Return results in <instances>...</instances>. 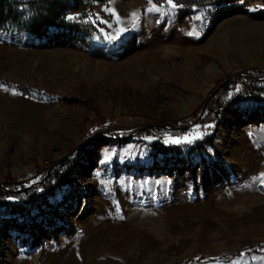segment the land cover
I'll return each mask as SVG.
<instances>
[{
    "label": "rangeland",
    "instance_id": "374dc122",
    "mask_svg": "<svg viewBox=\"0 0 264 264\" xmlns=\"http://www.w3.org/2000/svg\"><path fill=\"white\" fill-rule=\"evenodd\" d=\"M72 8L96 27L84 42L63 27L39 38L0 24V77L52 92L0 85V181L12 174L34 184L88 137H105L55 192L73 196L62 221L47 228L36 219L25 231L0 210V264H264V251L252 250L264 247V110L243 98L223 110L224 125L138 133L195 111L226 73L264 68V0L182 11L72 0ZM209 133L216 148L190 155L184 145L183 161L149 144Z\"/></svg>",
    "mask_w": 264,
    "mask_h": 264
},
{
    "label": "trees",
    "instance_id": "16d2710c",
    "mask_svg": "<svg viewBox=\"0 0 264 264\" xmlns=\"http://www.w3.org/2000/svg\"><path fill=\"white\" fill-rule=\"evenodd\" d=\"M153 4L161 5L168 3L167 0H149ZM225 0H175L179 5L175 9L190 10L194 7L206 5H217ZM72 0H0V24L8 28L26 32L33 36L43 38L47 37L49 27H63L72 34L73 39L84 42L96 27L90 23L75 18L70 15L72 12ZM74 17V19H68ZM47 40V39H46ZM246 74L243 76L235 75L216 88L208 97L205 110L200 116L198 122L201 125L213 123L215 126L224 125L226 119L223 116V110L233 105L243 98L251 99L258 107L264 110V68L255 71L243 70ZM227 75V73H226ZM220 77L216 80L219 81ZM235 81H239V87L233 89L231 86ZM6 85L18 89L23 94H29L40 97L42 94L47 96L52 92L40 88L37 84L17 83L10 79L0 77V85ZM215 87V86H214ZM201 104L195 111L178 117L171 118L165 122L169 127L158 125L143 127L138 129V133H149L150 131H170L172 133L183 132L184 129H176L174 126L188 123L196 117ZM95 114V120H102L100 112L92 108ZM253 119H259L261 113L254 110ZM264 118V113L262 115ZM105 136L98 135L89 141L84 147L75 151L67 159L55 165L46 175L47 168L43 170L42 177L34 184H26L17 179L12 174H6L3 177L4 185H0V210L2 212L13 214L9 217L16 228L22 230H31L34 221L42 222L47 228L52 227L56 222L63 220V210L72 205L73 196L65 193L64 196L57 198L55 192L62 186L71 184L72 178L77 173L79 159L86 153L90 146L99 143ZM84 141V140H83ZM150 146L162 157L173 162L183 161V146L187 145V151L192 153L205 152V145H210L213 149L216 144L212 134L202 135L195 138L190 143H164L161 140H152ZM75 183L77 181H74ZM3 217H0V220ZM3 220V219H2ZM6 222V221H4ZM255 251H264L263 246L252 247ZM240 250H234L227 255L220 256L222 260H228L240 254Z\"/></svg>",
    "mask_w": 264,
    "mask_h": 264
},
{
    "label": "water",
    "instance_id": "95a60500",
    "mask_svg": "<svg viewBox=\"0 0 264 264\" xmlns=\"http://www.w3.org/2000/svg\"><path fill=\"white\" fill-rule=\"evenodd\" d=\"M246 73L244 71H234V72H231L229 73L228 75H226L224 78H222L216 85L215 87H213L207 94L206 96L204 97L202 103H201V106H200V109L198 111V114L196 115V117L194 119H192L191 121H189L188 123H185V124H182V125H176L174 126V128L176 129H187L189 128L190 126H192L193 124H195L200 116L203 114L204 110H205V107H206V103H207V100H208V97L214 92V90L216 88H218L219 86H221L225 81H227L229 78H231L232 76H235V75H240V76H243L245 75ZM154 125H158V126H161V127H169V125L165 122V121H152V122H148V123H144L142 124L141 126L138 127V129L140 128H143V127H149V126H154ZM95 134H93L92 136L88 137V139L85 141L84 144H86L88 142V140H90L91 138L94 137ZM84 144H80L79 146L77 147H80V146H83ZM77 147H74L72 148L67 155H65L64 157H60L58 159H55L54 161H52L49 165H48V168L46 170V175L47 173L55 166L57 165L58 163L62 162L63 160H65L66 158H68V156L71 154V152L73 150H75V148ZM0 185H4L3 181H0Z\"/></svg>",
    "mask_w": 264,
    "mask_h": 264
},
{
    "label": "snow or ice",
    "instance_id": "6c2138e0",
    "mask_svg": "<svg viewBox=\"0 0 264 264\" xmlns=\"http://www.w3.org/2000/svg\"><path fill=\"white\" fill-rule=\"evenodd\" d=\"M168 4L172 7V8H176L178 7L179 5L175 2V0H167ZM115 14V13H113ZM133 16H135V13H133ZM68 19H74V17H68ZM95 21H93L94 23ZM106 23V22H105ZM121 31H124V29H121ZM190 142V141H189ZM264 175V174H262Z\"/></svg>",
    "mask_w": 264,
    "mask_h": 264
},
{
    "label": "bare ground",
    "instance_id": "6f19581e",
    "mask_svg": "<svg viewBox=\"0 0 264 264\" xmlns=\"http://www.w3.org/2000/svg\"><path fill=\"white\" fill-rule=\"evenodd\" d=\"M102 228H100V230H101ZM103 237V236H102Z\"/></svg>",
    "mask_w": 264,
    "mask_h": 264
}]
</instances>
